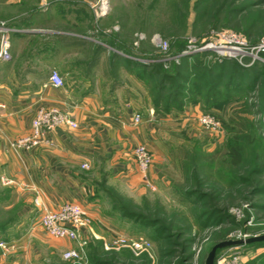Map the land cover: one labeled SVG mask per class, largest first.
Listing matches in <instances>:
<instances>
[{
    "label": "crops",
    "instance_id": "1",
    "mask_svg": "<svg viewBox=\"0 0 264 264\" xmlns=\"http://www.w3.org/2000/svg\"><path fill=\"white\" fill-rule=\"evenodd\" d=\"M99 1L0 0V47L7 39L10 53L0 61V237L12 245L6 254L0 249V264H54L51 258L72 248L40 224L45 210L67 202L84 207L96 239L110 234L112 208L101 212L96 204L111 205L112 187L131 193L144 186L132 156L139 144L153 153L147 177L155 190L167 183L153 108L139 112L133 90L113 85L119 70L112 72L111 52L90 56L94 21L112 25L110 5L96 17ZM53 70L63 87L51 84ZM42 108H57L76 126H58L30 149L13 147ZM174 113L186 118L190 108Z\"/></svg>",
    "mask_w": 264,
    "mask_h": 264
},
{
    "label": "rangeland",
    "instance_id": "2",
    "mask_svg": "<svg viewBox=\"0 0 264 264\" xmlns=\"http://www.w3.org/2000/svg\"><path fill=\"white\" fill-rule=\"evenodd\" d=\"M107 1L112 7V25L106 27L94 21L91 31L96 33L87 36L91 42L86 44H90L94 52L90 56H96L95 52L101 50L111 52L112 58L116 56L112 72L119 70L118 81L112 83L132 89L134 103L143 114H146V108L153 106L149 84L128 73L130 67L125 61L129 59L123 57L120 51L130 55L157 56L159 48L152 41L157 38L170 44V54H175L188 38H204L220 31L241 34L251 44L264 39V5L257 4L258 0ZM140 35L143 38L139 39ZM101 40L102 45L99 43ZM134 42H137V47L133 46ZM206 55L212 56L209 53ZM158 63L168 68L174 61ZM183 67L185 70L186 66ZM248 83L246 78L242 89ZM246 92L255 97L248 102L261 104L260 108L253 109L256 113L252 118L258 126L247 130H239L238 125L230 122L228 114L232 107L209 106L199 95L196 102L182 110L188 113L190 108L186 118L175 115L177 110L166 114L161 109L162 112L155 115L153 109L159 128L155 149L162 156L167 183L160 191H151L143 186L130 193L124 188L112 187L111 205L106 201L96 204L101 212L112 208L110 221L105 220L112 226V231L96 239L91 235L89 220V226L82 235L86 242V264L92 260L107 264H145V260L148 264H174L183 255L182 264H204L210 248L220 241L264 235V192L255 191V188L264 185V84ZM231 97L235 98L234 95ZM205 114L217 120L218 128L209 131L198 124L197 118ZM235 145L241 148L242 159L238 166L231 164L227 153L228 148ZM151 156L152 165V152ZM196 178L199 185L195 184ZM196 189L210 197L201 200L195 197V200L198 199L196 203L189 195ZM229 197L232 203L227 209L213 214L208 221L206 211L220 208L230 200ZM126 213L131 215L125 216ZM144 219L157 220L166 227V231L159 237V232L143 224ZM203 222H206L205 226H202ZM132 237L145 238L150 242V248L139 254L125 247L106 248L119 238ZM0 241L3 238L0 237ZM233 252L240 256V264H264V244L223 249L216 254L214 264ZM59 254L50 259L54 264H80L66 261L62 253Z\"/></svg>",
    "mask_w": 264,
    "mask_h": 264
},
{
    "label": "built area",
    "instance_id": "3",
    "mask_svg": "<svg viewBox=\"0 0 264 264\" xmlns=\"http://www.w3.org/2000/svg\"><path fill=\"white\" fill-rule=\"evenodd\" d=\"M93 7H96L95 15L99 18L104 16L109 10L107 0H100ZM141 38H143L142 35L139 36V39ZM87 39L90 38L87 37ZM152 41L159 48L157 56H141L135 53L130 55L121 51L119 53L129 60H134L143 65L166 61H174L177 64L183 57L201 53H209L219 60H234L245 68L255 63L264 65V39H261L256 44H251L244 36L233 31L215 32L204 38H188L180 51L175 54H170V44L167 42L157 38H153ZM133 46L137 47V42H134ZM9 58V44L7 39L4 38L0 47V61L8 60ZM49 79L51 84L56 88L64 86V80L56 70L52 71ZM133 120L135 123H139L141 116L135 114ZM197 122L202 128L209 131L218 128L217 120L209 114L200 115L197 118ZM62 125L76 126L64 112L57 108H42L37 111L32 120L30 133L16 140L12 146L20 149H30L40 144L49 131ZM132 156L137 163L144 186L151 191H155V186L147 177V170L152 163L149 147L145 144L135 146L132 149ZM4 183L9 182L5 181ZM40 224L48 236L74 242L75 247L69 248L62 253L64 260L86 264V242L82 238V235L85 228L89 226V218L83 206L67 202L54 210H45L41 216ZM124 247L130 249L135 254H139L150 248V242L143 237L119 238L110 247L106 246L107 249ZM11 248L12 245L10 243L0 241V249L3 254L9 252ZM216 264H240V256L233 252L221 257Z\"/></svg>",
    "mask_w": 264,
    "mask_h": 264
},
{
    "label": "trees",
    "instance_id": "4",
    "mask_svg": "<svg viewBox=\"0 0 264 264\" xmlns=\"http://www.w3.org/2000/svg\"><path fill=\"white\" fill-rule=\"evenodd\" d=\"M257 4L264 5V0H258ZM258 11L259 10H257V13ZM206 54L207 53H201L183 57L180 60L181 62L177 64L172 63V67L170 66L168 68H164L160 63L143 65L138 62H132L131 60H126L125 62L130 67V69L127 70L130 74H134L136 78L143 83L149 84L146 85L148 86V92L151 96V101L153 103L152 108L154 109L155 115H158L162 110L166 114L174 110L182 111L186 106L196 102V96L199 95L203 97L204 101L209 106L232 107V111L228 114L229 120L231 123H235L236 126L238 125L239 130L257 127V121L252 118L254 113H256L253 109L256 110L260 108L261 104L248 102L250 99L251 101L254 100L255 97L250 96V93L248 94L246 91L251 92L256 89L258 85L262 86V84H264L262 83L264 82V65L255 63L245 68L234 60H219L213 56L209 57ZM113 57L116 58V56ZM115 58H112V67L116 63ZM183 65L186 66L185 70ZM246 78H248L249 83L245 86V89H242V85L245 83ZM259 79H262L260 84H258ZM232 95H234L235 98H232ZM166 114L164 115L166 116ZM239 137L241 138V135ZM237 139L238 138H236V140ZM240 152L241 148H239V146L235 145L228 148V157L231 159V164H233V166H238L241 163L242 156ZM195 182L196 185H199L197 178ZM255 191L258 193L264 192V185L258 186L255 188ZM189 195H192L194 200L195 197H198L200 200L210 197L208 194L197 189L189 192ZM228 199L230 200L220 208L213 207L211 211H206L209 219L208 221L212 219L213 214L218 212L223 213L227 209L232 203V199L230 197ZM195 201L197 203L198 199ZM124 215L130 216L131 214L126 213ZM198 219L200 221L201 218L198 216L197 220ZM143 224L146 227L155 229L154 232H159V237H161L163 231H166V227L161 226L157 220L144 219ZM205 225L206 222H203L202 226ZM262 244H264V242H257L249 245ZM181 253H183V250H181ZM169 254L172 255L173 253ZM183 257L184 255L178 257L175 263L182 264ZM144 263L148 264V261L145 260ZM90 264L107 263L92 260Z\"/></svg>",
    "mask_w": 264,
    "mask_h": 264
},
{
    "label": "water",
    "instance_id": "5",
    "mask_svg": "<svg viewBox=\"0 0 264 264\" xmlns=\"http://www.w3.org/2000/svg\"><path fill=\"white\" fill-rule=\"evenodd\" d=\"M264 242V235L253 236L246 239L223 240L214 244L208 251L204 264H214L216 253L226 248L249 245L252 243Z\"/></svg>",
    "mask_w": 264,
    "mask_h": 264
}]
</instances>
